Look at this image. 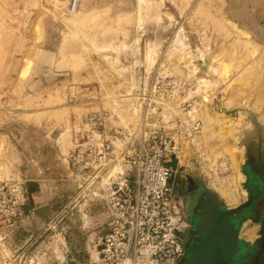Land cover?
Returning <instances> with one entry per match:
<instances>
[{
	"label": "rangeland",
	"instance_id": "rangeland-1",
	"mask_svg": "<svg viewBox=\"0 0 264 264\" xmlns=\"http://www.w3.org/2000/svg\"><path fill=\"white\" fill-rule=\"evenodd\" d=\"M85 1L81 12L93 22L78 31L50 0H0V264H103L114 218L109 188L136 181L132 157L149 124L163 125L183 147L179 161L172 159L183 206L193 184L189 173L207 186L218 177H236L237 170L243 175L244 154L233 159L228 153L257 140L260 127L264 133V0ZM148 47L157 54L151 64ZM202 79L210 89L199 84ZM170 80L190 85L185 99L151 111L149 98L163 94L162 84ZM184 100L203 124L194 146L177 134ZM99 113L106 120L96 130L85 120ZM208 115L221 129H207ZM240 120L232 130L230 124ZM117 129L133 134L132 141ZM53 140L62 148L60 159ZM102 140L113 142L117 152L106 167L85 171L74 164L78 150ZM243 180L231 207L248 200L239 186ZM261 222H253L255 232ZM251 227L238 223L249 240L258 236L245 235ZM190 229L179 235L180 255L154 262L132 242L119 263L183 264Z\"/></svg>",
	"mask_w": 264,
	"mask_h": 264
},
{
	"label": "built area",
	"instance_id": "built-area-1",
	"mask_svg": "<svg viewBox=\"0 0 264 264\" xmlns=\"http://www.w3.org/2000/svg\"><path fill=\"white\" fill-rule=\"evenodd\" d=\"M80 5L81 0H68V13L77 12ZM165 83L162 84L166 88L163 94L149 99L151 111L152 108L179 103L178 98L185 99L190 88L188 83L180 80ZM188 101L184 100L179 104L184 114L180 116L177 134H180L178 137L182 141L194 146V141L202 134L203 124L196 113H193V106ZM186 108L191 110L187 111ZM150 116L149 113V121ZM103 120H106V116L99 113L85 122L94 125L98 130L97 127L103 125ZM116 133L124 136L128 143L132 141L133 134L122 132L120 129H117ZM99 136L102 137V133ZM177 141L166 134L163 125L154 129L149 124L145 127L144 134L140 136V146L135 148L132 157L131 165L136 170V181L131 185L125 179L110 185L109 196L114 218L110 224V234L106 236L101 251L103 264H120L123 259H127L132 242L134 249L142 247L145 251L144 256L154 262L163 260L168 254L182 253L179 235L188 225L184 206L175 193L176 170L172 167V159L179 161V155L183 152V147ZM116 156L114 143L102 140L100 146L90 143L85 152L78 150L73 161L86 171L95 167L97 169L106 167L108 157ZM111 161L113 160L110 159ZM119 251L120 258L117 262L115 254Z\"/></svg>",
	"mask_w": 264,
	"mask_h": 264
},
{
	"label": "water",
	"instance_id": "water-1",
	"mask_svg": "<svg viewBox=\"0 0 264 264\" xmlns=\"http://www.w3.org/2000/svg\"><path fill=\"white\" fill-rule=\"evenodd\" d=\"M257 134V140L245 142L246 154L245 164L243 165V174L246 176L244 188L248 193V202L235 208H229L219 197L212 192L205 181L197 173L189 176L193 180V194L186 201L184 206L185 217L188 223L195 210L200 211L199 222L195 227L188 231V246H185L187 252L190 245L194 244V237H197V246L194 251L188 255L183 264H233L238 261V257L246 249L242 247V242H248L240 238V231L236 226V218L243 209L252 205L255 195L247 188L250 177L246 174L247 166L253 164L264 176V133L261 127ZM174 170L176 163L172 164ZM260 183V181H259ZM264 226V204L262 206ZM218 211H221L219 214ZM264 237V234H262ZM264 240V239H263ZM193 243V244H192ZM188 247V248H187ZM239 264V263H238Z\"/></svg>",
	"mask_w": 264,
	"mask_h": 264
},
{
	"label": "bare ground",
	"instance_id": "bare-ground-1",
	"mask_svg": "<svg viewBox=\"0 0 264 264\" xmlns=\"http://www.w3.org/2000/svg\"><path fill=\"white\" fill-rule=\"evenodd\" d=\"M52 3H53V8H54V11H55V13H57V14H59V15H61V16H68V17H66V18H68V21L70 20V21H72V26H74V27H76V28H78L77 30L79 31V28H82L83 29V27L84 26H86V23L91 19V14L90 13H82L81 11H82V8H83V2L85 1V0H81V5H80V8H79V10L77 11V12H75V13H68V11H67V4H68V0H50ZM91 1V0H90ZM141 1V3L142 2H144V0H140ZM140 1H139V3H140ZM148 1V0H147ZM86 2V1H85ZM89 2V1H88ZM92 2V1H91ZM90 3V2H89ZM89 3H87V4H89ZM145 3H146V0H145ZM152 4V3H151ZM143 5H145V4H143ZM153 5V4H152ZM88 6V5H87ZM141 6V5H140ZM146 6V5H145ZM86 7V6H85ZM143 7V6H142ZM148 7H149V4H148ZM151 7V6H150ZM157 8V7H156ZM155 8V9H156ZM142 9V8H141ZM152 9V8H151ZM150 10V9H149ZM147 12V11H146ZM108 13V11L106 12V14ZM145 13V12H144ZM143 13V14H144ZM150 13H151V11H150ZM103 14V13H102ZM142 15V14H141ZM98 16H99V14H98ZM101 16V15H100ZM159 16H160V14H159ZM95 17H97V16H95ZM146 17V16H145ZM98 18V17H97ZM93 19H94V17H93ZM160 19V18H159ZM158 19V20H159ZM67 21V20H66ZM91 21H92V19H91ZM90 21V22H91ZM218 21V20H217ZM93 22V21H92ZM100 22V21H99ZM160 22V21H159ZM216 22V21H215ZM96 23V22H95ZM219 23V22H218ZM88 24V23H87ZM158 24V23H157ZM70 25H71V22H70ZM223 28H225V27H223ZM81 30V29H80ZM220 31V30H219ZM63 36V35H62ZM229 36V35H228ZM179 37H180V35H179ZM178 37V38H179ZM236 38V37H235ZM180 39V38H179ZM140 41V40H139ZM138 41V43H140ZM178 41V40H177ZM179 43L180 44H182L183 46H184V44L179 40ZM135 44V43H134ZM154 44V43H153ZM176 44H178V42L176 43ZM237 44V43H236ZM109 46V45H108ZM149 46V45H148ZM182 46V47H183ZM188 46V45H187ZM110 47V46H109ZM154 45H153V49H154ZM137 48V47H136ZM149 48V47H148ZM147 48V49H148ZM184 48V47H183ZM186 48V47H185ZM246 48V47H245ZM152 48H149V50L146 52L147 54H146V57H145V59L147 58V61H149L150 62V64L151 63H154L155 62V60H154V55H157L156 53H155V50H153ZM156 49V48H155ZM135 50V49H134ZM181 50V49H180ZM247 50V49H246ZM178 51V50H177ZM176 51V52H177ZM185 51V50H184ZM183 51V52H184ZM179 52H182V51H179ZM182 52V53H183ZM178 53V52H177ZM181 53V54H182ZM187 52H185V54H186ZM179 54V53H178ZM188 56V55H187ZM186 56V57H187ZM191 56V55H190ZM195 56V55H194ZM262 57V56H261ZM190 59H192V58H190ZM195 59V58H194ZM62 60V59H61ZM190 62V61H189ZM191 63V62H190ZM146 64V63H145ZM148 64V63H147ZM153 65V67H154V64H152ZM151 65V66H152ZM149 66V65H148ZM197 67V66H196ZM121 69H123V68H121ZM121 69H120V72H121ZM125 69H127V68H125ZM151 69V68H150ZM148 70V69H147ZM195 70H197V68H195ZM213 70H215V72L217 73L218 71L216 70V68H211L210 69V71H213ZM222 70V69H221ZM150 71V70H149ZM122 72H123V70H122ZM126 71H124V73H125ZM193 72V71H192ZM225 73V72H224ZM227 73V72H226ZM194 74V73H193ZM222 74V73H221ZM192 77H194V76H192ZM134 80V79H133ZM199 82V81H198ZM201 83L202 84H204V85H201ZM202 87H206L207 89H210V88H208L209 86H210V81H208V80H201V82L199 83ZM199 86V85H198ZM200 86V87H201ZM204 87V88H205ZM199 89V88H198ZM199 91V90H198ZM207 91V90H206ZM209 92V91H208ZM195 93V92H194ZM202 96V95H201ZM150 99V98H149ZM134 110H136V109H134ZM138 111V110H137ZM140 111V110H139ZM137 113V112H136ZM155 113V112H154ZM181 113V112H180ZM134 115H135V112H134ZM137 115V114H136ZM242 115V114H241ZM209 117H208V121H207V129L209 128V127H211V128H209V130L210 129H212L214 126H219V125H217L218 123H217V120L216 119H214L213 118V115H208ZM243 116V115H242ZM135 119V118H134ZM229 122V121H228ZM220 123V122H219ZM244 122H242V120H240L238 123L237 122H235V123H231L230 124V126H231V129L232 130H235L236 128H237V126L238 125H240V124H243ZM225 124V123H224ZM229 124V123H228ZM249 124V123H248ZM246 125H247V123H246ZM220 126H221V124H220ZM219 126V127H220ZM222 126H223V124H222ZM244 126V125H243ZM248 126V125H247ZM246 126V127H247ZM227 127H229V126H227ZM223 128H225L224 126H223ZM219 129H221V127L219 128ZM230 129V130H231ZM143 131V130H142ZM212 131V130H211ZM209 132V131H208ZM213 132H214V129H213ZM230 132V131H229ZM211 133V132H210ZM216 133V132H215ZM143 134V133H142ZM202 135V134H201ZM200 135V136H201ZM210 135V134H209ZM216 136H219L218 134H215ZM65 136V135H64ZM93 136H95V135H93ZM199 136V137H200ZM211 136V135H210ZM213 136V135H212ZM97 137V136H96ZM214 137V136H213ZM99 139V138H98ZM97 139V140H98ZM238 148L239 149H237V148H235V149H233V150H231L228 154H231V157L233 158L234 157V155L236 154V153H239V154H241L242 156H243V154H244V156H243V159H244V161H245V154H246V147H245V145H238ZM219 155V154H218ZM221 155V154H220ZM222 156V155H221ZM234 159V158H233ZM234 164H236V162L234 163ZM236 165H238V164H236ZM235 167V169H236V166H234ZM114 171V170H113ZM232 174V173H231ZM236 174H237V176L236 177H233L232 179H230V180H224V179H222V178H217V180H216V183L215 184H213L212 186H208V188L212 191V192H214L218 197H219V199L222 201V202H224L229 208H235V207H231V206H234V205H236V204H238V202H239V192H238V181H239V179H243L244 178V180L242 181V182H240V184H239V186H240V189H241V191L243 192V193H246V195H248V193H247V191L245 190V188H244V184H245V182H246V176L243 174V175H241V174H239L238 173V170H237V172H236ZM226 179H228V178H226ZM106 183V182H105ZM237 207V206H236ZM249 222V221H248ZM247 224V223H246ZM256 226V225H255ZM256 230L254 229V228H249L248 230H245V235H247L250 239L251 238H253V237H255V232ZM242 234H243V231H241V233H240V238L241 239H243L244 241H246V242H248V243H253L255 240H249V239H246V238H244L243 236H242ZM129 262V261H128Z\"/></svg>",
	"mask_w": 264,
	"mask_h": 264
},
{
	"label": "flooded vegetation",
	"instance_id": "flooded-vegetation-1",
	"mask_svg": "<svg viewBox=\"0 0 264 264\" xmlns=\"http://www.w3.org/2000/svg\"><path fill=\"white\" fill-rule=\"evenodd\" d=\"M246 174H248L250 177V181H249L247 188L250 192L254 193L255 199L251 206L243 209L242 212L239 213L240 215L239 220H236L235 222L238 230H239L238 223L245 225L249 221L251 226H253L251 228H254L256 226L253 222H261L263 218V216L260 213V208H262L261 206H263V203H264V176H262L263 174L261 171H259L256 168H253L250 165L247 166ZM193 185L194 184H189V191L186 197L187 200L189 199L191 194H193V190H192ZM218 213L220 214L221 211H218ZM199 218H200V211L195 210L194 214L191 217V222L189 223V226L187 227V229L195 227L196 224L199 222ZM260 229H261L260 232L259 230L258 232H256L258 236H256L255 239H253L255 240L253 243H247V244L242 243L241 244L242 247H244V249L246 250L244 251L243 254H241L238 257V261L233 262V264H238V263L239 264H264V240H263L264 237L262 236V234H264V226H260ZM196 246H197V237H194V244L189 247L187 253L185 254V258L186 256L190 255L194 251Z\"/></svg>",
	"mask_w": 264,
	"mask_h": 264
},
{
	"label": "crops",
	"instance_id": "crops-1",
	"mask_svg": "<svg viewBox=\"0 0 264 264\" xmlns=\"http://www.w3.org/2000/svg\"><path fill=\"white\" fill-rule=\"evenodd\" d=\"M40 129V128H39ZM42 129H40V131H41ZM43 132H44V130H43ZM45 133V132H44ZM54 141V140H53ZM53 147H55V149H56V151H57V157L60 159L61 158V155H62V148H61V146L59 145V143H58V140H55L54 142H53ZM70 152H71V150H70ZM24 159H25V157L23 156L22 158H21V160H22V163H24ZM175 182H176V180H175Z\"/></svg>",
	"mask_w": 264,
	"mask_h": 264
}]
</instances>
